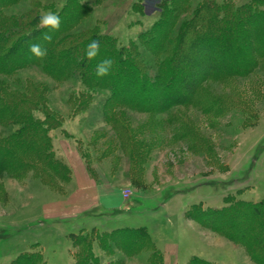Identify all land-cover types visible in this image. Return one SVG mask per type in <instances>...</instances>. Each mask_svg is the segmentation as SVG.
I'll use <instances>...</instances> for the list:
<instances>
[{
	"label": "rangeland",
	"instance_id": "obj_1",
	"mask_svg": "<svg viewBox=\"0 0 264 264\" xmlns=\"http://www.w3.org/2000/svg\"><path fill=\"white\" fill-rule=\"evenodd\" d=\"M31 2L24 0L17 12ZM161 2L103 0L85 28L98 26L127 45L159 20ZM19 78L22 86L29 81L48 88L47 108L62 120L49 137L67 169L57 176L47 169L10 171L0 163V264L38 250L46 264H74L75 237L117 228H145L163 264H189L193 258L255 264L243 247L190 215L222 208L233 197L264 198V66L247 79L213 84L209 101L173 108L179 111L173 119L122 103L109 114L108 91L78 110L72 98L85 89L80 82H56L37 67L21 71ZM15 129L0 125V139ZM106 193L118 196L119 203L107 207ZM147 258L142 253L126 264H146Z\"/></svg>",
	"mask_w": 264,
	"mask_h": 264
},
{
	"label": "trees",
	"instance_id": "obj_2",
	"mask_svg": "<svg viewBox=\"0 0 264 264\" xmlns=\"http://www.w3.org/2000/svg\"><path fill=\"white\" fill-rule=\"evenodd\" d=\"M31 1L27 10L17 12L24 0H0V125L16 128L0 139V163L6 170L17 167L42 174L47 169L63 176L67 169L56 158L49 137L62 120L47 108L48 88L29 81L22 86L19 74L23 70L37 67L56 82H80L85 89L72 98L78 110L89 108L108 91L111 96L104 105L109 114L122 103L173 119L179 111L171 109L198 108L209 101L213 84L247 79L264 66V0H165L158 5L159 20L127 45L98 26L85 28L103 0H65L62 5ZM142 7L133 8L142 14ZM48 13L60 20L50 43L41 39L49 30L41 25V17ZM93 40L100 42V53L89 60L86 47ZM30 43L46 48V56L31 53ZM104 57L115 63L109 75L99 78L94 68ZM127 94L130 97L118 101V96ZM190 216L243 247L255 264H264V198L233 197L222 208ZM73 242L74 264H126V259L142 253H148L146 264H163L145 228L93 230ZM13 264H46V259L40 250L28 251ZM189 264L214 263L193 258Z\"/></svg>",
	"mask_w": 264,
	"mask_h": 264
},
{
	"label": "clouds",
	"instance_id": "obj_3",
	"mask_svg": "<svg viewBox=\"0 0 264 264\" xmlns=\"http://www.w3.org/2000/svg\"><path fill=\"white\" fill-rule=\"evenodd\" d=\"M59 17L54 14L48 13L41 17V25L48 27V31L42 33L41 39L50 43L53 38V33L59 29ZM29 51L38 58H43L47 54V49L43 48L40 44H29ZM100 53V42L98 40L91 41L86 47V56L89 60H95ZM115 61L111 57H104L99 60L94 68L97 77L102 78L111 73V69Z\"/></svg>",
	"mask_w": 264,
	"mask_h": 264
},
{
	"label": "crops",
	"instance_id": "obj_4",
	"mask_svg": "<svg viewBox=\"0 0 264 264\" xmlns=\"http://www.w3.org/2000/svg\"><path fill=\"white\" fill-rule=\"evenodd\" d=\"M103 201L107 207L111 208L112 206H116L119 203L120 198L118 196L106 193L103 196Z\"/></svg>",
	"mask_w": 264,
	"mask_h": 264
}]
</instances>
